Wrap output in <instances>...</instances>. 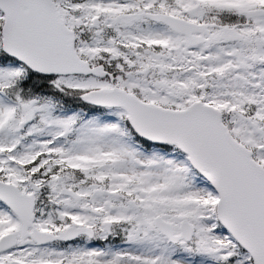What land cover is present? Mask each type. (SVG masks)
Returning a JSON list of instances; mask_svg holds the SVG:
<instances>
[{
    "label": "snow or ice",
    "instance_id": "snow-or-ice-1",
    "mask_svg": "<svg viewBox=\"0 0 264 264\" xmlns=\"http://www.w3.org/2000/svg\"><path fill=\"white\" fill-rule=\"evenodd\" d=\"M0 264H264V0H0Z\"/></svg>",
    "mask_w": 264,
    "mask_h": 264
}]
</instances>
